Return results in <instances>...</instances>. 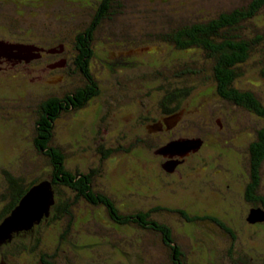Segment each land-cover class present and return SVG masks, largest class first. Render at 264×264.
Masks as SVG:
<instances>
[{
  "label": "rangeland",
  "instance_id": "374dc122",
  "mask_svg": "<svg viewBox=\"0 0 264 264\" xmlns=\"http://www.w3.org/2000/svg\"><path fill=\"white\" fill-rule=\"evenodd\" d=\"M261 1L114 0L111 16L101 17L94 28V55L78 65L76 38L90 30L100 0H35V10L28 8L30 0H22L24 9L0 7V39L34 47L38 55L29 61L2 58L15 77L6 81L7 72L0 75V212L13 199L6 193L5 172L27 186L49 181L52 165L34 146L40 107L88 86L79 75L87 63L90 84L99 94L84 114L66 112L53 128L52 142L65 154V169L79 175L95 171V191L110 196L121 214H139L135 211L149 209L143 189L154 153L162 155L159 150L178 137H196L202 142L197 171L185 180L188 192L178 199V206L195 210L194 220L177 214L149 218L171 228L184 264H264V222L248 221L252 209H264V161L259 168L249 158L256 154L264 116L219 94L216 58L199 48L178 49L172 39L179 29L224 13H253L226 30L249 48L248 57L233 68L231 87L253 94L264 107ZM165 107L176 110L180 123L167 144L170 136H150L141 124L143 118L161 116ZM168 163L177 161L163 166ZM252 169L258 170L256 176ZM66 193L59 198L77 202L74 193ZM72 213V223L67 217L40 224L27 237L10 241L14 247L27 245L35 236V253L26 264H40L45 255L52 264H172V251L154 232L137 224L118 225L106 208L83 201ZM226 222L237 230L225 231L221 224ZM5 249L12 248L0 249V256Z\"/></svg>",
  "mask_w": 264,
  "mask_h": 264
},
{
  "label": "trees",
  "instance_id": "16d2710c",
  "mask_svg": "<svg viewBox=\"0 0 264 264\" xmlns=\"http://www.w3.org/2000/svg\"><path fill=\"white\" fill-rule=\"evenodd\" d=\"M16 7L18 10L24 9L26 6L22 0H17ZM22 3V4H21ZM260 5H264V0L260 2ZM254 5H250L248 7L251 8ZM23 7V8H21ZM31 7L35 10V0H30L28 8ZM256 8V6H255ZM246 10V9H244ZM243 9L234 10L231 13H224L219 16L215 20H211L206 24L195 23L191 27H185L183 29H179L176 34L173 35L174 45L178 49H189V48H199L206 55L209 54L218 60V71L216 73V79L218 82V90L219 94L223 97L224 94L227 99H232L238 105H242V107H247L250 110L256 111L258 115L264 116V107L262 104L255 98L253 94L240 93L238 90L233 89L232 83L234 82V66L236 63H241L245 57H248V45L243 43V40L238 37L239 42H235L233 36H228L226 30L236 27L242 21L247 20L250 17L249 15H253V13L246 15ZM17 15L25 16L22 12H17ZM86 32H82L80 35H84ZM93 31L87 32V40L88 44L83 43L82 47H87V54L91 57L94 55L93 50L91 49V44L93 41ZM92 39V41H91ZM1 40V39H0ZM1 41H5L4 39ZM7 42V41H5ZM217 62V61H216ZM82 75L86 77L87 85L89 87V92L92 95H87L85 98L78 99L77 101H73V103H69L66 107L62 109H54L50 112V116L47 114L49 112H43V109H46V106L57 105L60 101L58 98L48 99L46 100L40 107L42 111V115L39 116L41 122V126L37 125L36 128V139H34V146L38 153L45 156L49 159L52 165V174L49 181L52 182L54 191H55V200L56 203L51 209V216L47 219H44L41 225L46 223L49 225L53 221H59L65 219L67 217L70 218V223H72V219L74 215L72 213V207L78 204L80 201L86 202L88 204L94 206H103L106 208L110 219L117 223L118 225H126V224H137L145 230H150L155 234L161 237V241L164 244H167L172 251V264H184L183 255L181 249L178 245L173 243L174 237L171 228L162 224L160 222L151 220L149 215L147 214H130L128 216L120 213V210L115 206L113 199L106 195L99 193L94 190L93 183L95 177V171L92 172L93 175H83V174H72L70 171L65 169V154L58 147L53 145V128H55L57 121L60 119L62 114L66 112H70L74 116H78L80 112L86 111V109L91 105V101H93L96 97V84H90L93 82V78L89 75V71L87 68V63L83 68H81ZM80 75V76H82ZM8 72L6 73V81L14 80V75H11ZM83 78V77H82ZM82 115V114H81ZM79 115V116H81ZM78 116V117H79ZM259 142L256 144V154H252L254 158L255 167L261 166L262 161H264V148H260V145H264V141H262L264 137V128L258 132ZM261 141V142H260ZM137 143H139L137 141ZM253 163V162H252ZM253 175L256 176L257 169H252ZM4 181L6 187L7 195L11 197L12 201L5 207L4 216H10L12 211L19 205L20 200L25 196L32 187L36 184L44 181V180H35L32 183H29L28 186L25 185L24 180L21 178H16L8 174L4 173ZM258 176V175H257ZM29 182V181H28ZM7 185V186H6ZM67 189V190H66ZM66 191H71L75 195V201L77 202H68L67 200H61L59 197L67 196ZM4 197V196H3ZM262 204H264V200H261ZM3 216V217H4ZM7 216V217H8ZM194 220V219H193ZM224 230L231 233L229 227L235 229L232 223L226 222L224 225L221 224ZM35 227V226H34ZM71 226L69 225V228ZM228 229V230H227ZM237 230V229H235ZM20 233V232H19ZM18 233V234H19ZM16 235V234H15ZM13 235V238L14 236ZM10 242V241H7ZM6 242V243H7ZM174 255V257H173ZM51 256H43L44 261H48V258ZM49 264H52L48 261Z\"/></svg>",
  "mask_w": 264,
  "mask_h": 264
},
{
  "label": "flooded vegetation",
  "instance_id": "af4514ba",
  "mask_svg": "<svg viewBox=\"0 0 264 264\" xmlns=\"http://www.w3.org/2000/svg\"><path fill=\"white\" fill-rule=\"evenodd\" d=\"M17 3H18L17 0H0V7H4V6L13 7L16 6ZM114 4H115L114 0H100L98 5V10L96 11L95 18L93 19V23L91 24L89 31L94 30V28L97 26V22H100V19L102 20L101 17L111 16L112 10L114 8ZM12 43L19 44L16 42H12ZM83 43L86 44L89 43L87 40V33L86 34L84 33V35H79L76 38L77 65L78 63L79 64L82 63L83 59L86 57V54L88 53L86 50L87 47H82ZM2 58L5 59L8 58L5 55L0 54V75L2 74L5 75V73L8 72V69L5 65L7 63V60H3ZM79 69L81 71V67H79ZM79 75H82V73L80 72ZM57 77L60 78V80H62L63 78L62 75H58ZM95 89H96V94H99L97 92L98 88L96 87ZM87 95H92L89 92V87L86 86V84H82L80 85L79 88L76 87L74 93L67 94L63 98H61L60 101L57 103V105L60 104L59 106L56 105L46 106L45 107L46 109H43V112H49L47 115L50 116L51 115L50 112H52L55 108L60 110L63 107H66L69 103H73V101H77L78 99L85 98ZM81 114H84V111L79 113V115ZM41 121L42 120H40V122L38 123L39 126H41L42 123ZM141 124L144 126V131H146V134L148 133L150 136H160V135L170 136L171 140H167L165 144L173 140V136L176 130H178L180 126V123L178 122V116L176 114V110L175 109L169 110L166 107L164 108V111L162 112L161 116H155L154 118L152 117L143 118L141 119ZM178 139L183 140V139H197V138L182 136V137H178L177 140ZM137 141L139 143H142V141L139 139H137ZM143 141H145V139ZM200 153L201 150L197 152H191L184 157L176 153H169L165 156L166 158L164 157V155H156L154 153L153 161H150L146 164L147 168L150 171V175L147 176L145 187L143 189L144 203H146L149 206V209L147 212H143L140 210L135 212L147 214L150 217L152 216L167 217V215L169 214H177L181 216L182 219H184L186 222L193 220L195 210L189 211V210H185L183 205L178 206L180 202L178 201V199L182 196L180 195L181 192H184V194L188 192V188L183 186V184H186L185 180L189 178L188 176L192 175L193 171H197ZM249 158L251 162V159L253 157L252 155H250V153H249ZM166 159L171 161H177L178 164L176 168L173 169V171H167L165 166H163V164L167 161ZM149 164H151V166L153 167L150 168L148 166ZM199 170H205V168H200ZM193 185L197 189L198 184L195 183ZM5 211H6L5 207H3L0 212V225L8 216V215L4 216ZM154 221L160 222L156 219ZM35 228L36 227H34L32 230L28 232H20L19 235H15L14 238L27 237L29 234L35 231ZM7 245H9L12 249L6 250L7 249L6 248L4 250L2 256H0V264L30 263L31 261L30 257L31 255L34 256L35 253V236L33 237L32 242L30 244L26 245L24 243H17L16 246L14 247L11 244V242H7L6 244H3V246H1L0 249L4 248ZM164 245L169 247L167 244ZM40 264H49V263L48 261H44L42 258Z\"/></svg>",
  "mask_w": 264,
  "mask_h": 264
},
{
  "label": "water",
  "instance_id": "95a60500",
  "mask_svg": "<svg viewBox=\"0 0 264 264\" xmlns=\"http://www.w3.org/2000/svg\"><path fill=\"white\" fill-rule=\"evenodd\" d=\"M34 52V53H33ZM0 54L8 59L26 60L38 58L35 48L23 44L8 43L0 40ZM202 146L201 140L186 139L174 141L159 150L158 154L166 155L176 153L182 157L191 152H197ZM178 163L165 165L167 171H173ZM55 192L51 181L40 182L23 196L19 205L12 211L0 225V245L11 241L13 234L30 231L34 226L41 224L51 215V209L55 205ZM264 209H252L248 217L251 224L264 222ZM35 224V225H34ZM4 264V263H3Z\"/></svg>",
  "mask_w": 264,
  "mask_h": 264
},
{
  "label": "bare ground",
  "instance_id": "6f19581e",
  "mask_svg": "<svg viewBox=\"0 0 264 264\" xmlns=\"http://www.w3.org/2000/svg\"><path fill=\"white\" fill-rule=\"evenodd\" d=\"M263 117V116H262ZM35 225V224H34ZM15 234H18V233H15ZM14 235V234H13Z\"/></svg>",
  "mask_w": 264,
  "mask_h": 264
},
{
  "label": "clouds",
  "instance_id": "9594fccd",
  "mask_svg": "<svg viewBox=\"0 0 264 264\" xmlns=\"http://www.w3.org/2000/svg\"><path fill=\"white\" fill-rule=\"evenodd\" d=\"M183 140H186V139H183ZM195 140H197V139H195Z\"/></svg>",
  "mask_w": 264,
  "mask_h": 264
}]
</instances>
